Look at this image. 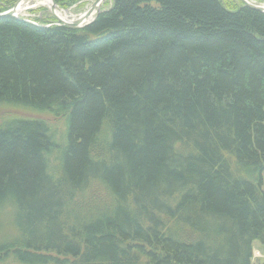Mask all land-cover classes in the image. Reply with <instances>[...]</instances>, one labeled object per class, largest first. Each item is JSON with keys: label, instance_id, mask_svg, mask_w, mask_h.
Listing matches in <instances>:
<instances>
[{"label": "trees", "instance_id": "16d2710c", "mask_svg": "<svg viewBox=\"0 0 264 264\" xmlns=\"http://www.w3.org/2000/svg\"><path fill=\"white\" fill-rule=\"evenodd\" d=\"M51 20L0 18V102L66 125L0 124V262L254 264L264 12L111 0L83 27Z\"/></svg>", "mask_w": 264, "mask_h": 264}, {"label": "rangeland", "instance_id": "374dc122", "mask_svg": "<svg viewBox=\"0 0 264 264\" xmlns=\"http://www.w3.org/2000/svg\"><path fill=\"white\" fill-rule=\"evenodd\" d=\"M20 1L24 2L23 8L17 10L15 13L18 17H22L24 19L41 23L46 21H52L51 19L57 20L58 24H62L55 17L52 6L43 4V0H18L15 5H18ZM95 0H86L83 4H75L69 8H62L57 5L58 9L64 12L63 16H68L70 19H76L81 14H83L94 2ZM243 1V0H241ZM255 4L264 5V0H249ZM244 2V1H243ZM107 3H111V0H105L101 6L105 8ZM245 4V2H244ZM246 5V4H245ZM13 8V7H12ZM56 8V7H55ZM8 11V10H7ZM41 118L47 121L52 130L55 131L58 137H61L65 133L66 125L64 119L59 116H55L53 113L49 111H43L39 109H34L30 107H26L20 104L0 102V124L5 121H10L15 118ZM254 264H264V246L261 245L259 241L254 242ZM0 264H25L19 262L15 259H8L6 261H1Z\"/></svg>", "mask_w": 264, "mask_h": 264}, {"label": "water", "instance_id": "95a60500", "mask_svg": "<svg viewBox=\"0 0 264 264\" xmlns=\"http://www.w3.org/2000/svg\"><path fill=\"white\" fill-rule=\"evenodd\" d=\"M53 1V6H52V11L54 13L55 11V7L57 6L56 5V1L55 0H52ZM105 0H95L91 6L83 13L81 14L79 17H77L76 19H70V20H64V19H61L59 18L58 16H56L55 14V17L59 20V22H61L62 24H66V25H70V26H75V27H83L89 23H91L92 21L95 20V18L97 17V15L101 12V4L104 2ZM245 2V4L251 8H254L256 10H259V11H262L264 12V5L262 4H255V3H252L251 1L249 0H243ZM16 6L15 5L13 8L9 9L8 11H5L4 13H0V18L2 17H5V16H17L16 15ZM93 14L94 17L92 18V20L88 21V23L85 21L91 17Z\"/></svg>", "mask_w": 264, "mask_h": 264}, {"label": "bare ground", "instance_id": "6f19581e", "mask_svg": "<svg viewBox=\"0 0 264 264\" xmlns=\"http://www.w3.org/2000/svg\"><path fill=\"white\" fill-rule=\"evenodd\" d=\"M103 3H104V2H103ZM103 3H102V4H103ZM43 4H46V5H49V6H53V1H52V0H43ZM102 4H101V5H102ZM23 5H24V2H23V1H20V2L18 3V5L16 6V11L22 9V8H23ZM1 13H4V12H1ZM54 14H55L56 16H58L59 18H61V19H64V20H70V18H68V16H63V15H64V12L60 11V10L58 9L57 6H56V8H55ZM94 15H95V14H93L91 17H89V18L85 21V23H86V22L88 23V21L92 20V18L94 17Z\"/></svg>", "mask_w": 264, "mask_h": 264}]
</instances>
